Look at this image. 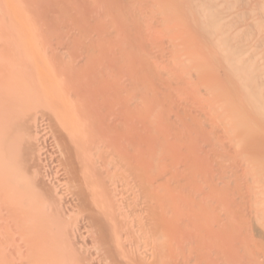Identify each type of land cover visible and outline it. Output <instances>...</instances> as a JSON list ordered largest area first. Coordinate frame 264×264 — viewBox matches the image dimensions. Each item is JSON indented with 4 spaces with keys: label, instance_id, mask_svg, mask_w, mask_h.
<instances>
[{
    "label": "bare ground",
    "instance_id": "obj_1",
    "mask_svg": "<svg viewBox=\"0 0 264 264\" xmlns=\"http://www.w3.org/2000/svg\"><path fill=\"white\" fill-rule=\"evenodd\" d=\"M249 1L144 0V15L121 9L131 35L114 43L4 30L0 264H264V0L242 25ZM168 124L213 134L221 173L205 181L234 199L217 206L242 261L205 215L183 218Z\"/></svg>",
    "mask_w": 264,
    "mask_h": 264
},
{
    "label": "rangeland",
    "instance_id": "obj_2",
    "mask_svg": "<svg viewBox=\"0 0 264 264\" xmlns=\"http://www.w3.org/2000/svg\"><path fill=\"white\" fill-rule=\"evenodd\" d=\"M110 1L111 0L109 1L107 0V2L105 0H0V24L2 25L0 26V32H1L0 35L5 34L8 31L9 34L18 33V34H24L26 36L31 34L29 37H33V35L34 37H36L39 34L38 32H40L39 34L40 36H38L39 38L41 37V39H44V40H46L45 38H47V40H50L52 37L53 38L56 36L62 37V34H63L64 41L71 42L68 39V37L72 36L70 38L72 40L75 38V37L73 38L75 32L77 33L85 32V33H91L95 35V37L99 36L102 38L103 36L105 37L108 36L109 39H111V37L114 39L116 33L117 35H119L120 33L123 32V29L124 31L126 30L125 29L127 28L126 26H129L127 23V20L125 23V19L127 18L123 16L125 15L123 11L125 13H131V11H135V8L136 10H138L137 8L139 6L136 4H138V2L141 3V1H144V0H130L128 2L124 0L125 7L122 6V4L124 5V2L122 0H118L117 1L118 3L115 0L111 1V3ZM183 1H187V0H183ZM261 1L262 0H250L249 4L248 3L244 4L242 2L237 5L236 10H238V12H240L243 9H247V10L250 9L248 15H246L244 21L242 22V25H245L247 22H251L253 20L255 16L253 11H255L256 7L258 6V3ZM113 2L117 6H115ZM140 3L139 5H142L144 2H142L141 4ZM131 4H133L132 7H131ZM118 5H119V10H118ZM128 5H129V8H128ZM143 5H142V8L141 6L139 8V11L142 12V14L140 13L141 15H144L145 13L144 10L146 9L144 8L145 6ZM111 6L114 7V9ZM178 7H180L179 11H182L181 10L182 5L180 4ZM122 8L123 9L125 8V9L123 10ZM108 10L111 13H109ZM111 10L113 12L115 11L117 12L122 11V12L121 13L115 12L116 16L118 14L116 18L115 14ZM120 14H122V16ZM113 16L115 17V19L113 18ZM118 18H120L119 19L120 21L118 20ZM122 18L124 19L123 22H122L123 20ZM4 23H6L9 27H6V24L4 26ZM13 27L16 30L14 31L15 33L13 31L11 32L10 30V28L14 30ZM5 29H6V32L4 33ZM127 29L128 31H125L122 33L121 38L124 40H126L125 37L131 35L129 27ZM79 30L80 32H78ZM121 30L122 32L118 33V31H121ZM24 32L27 34H25ZM146 32L148 33L150 31H146ZM261 33L259 32V34ZM157 34H160V33L158 32ZM50 35L51 36L54 35V36L51 37ZM160 35L161 37H163L162 36L163 33ZM119 36H121V34ZM153 36L151 35L152 39L154 40H151L150 38H148L149 36L147 37L149 39L148 41L151 40V42H153V43L150 42L152 47L155 46L154 41L156 43H157L156 40L160 41L159 39H156L158 35L156 37L154 36V38ZM159 37L160 36H158V38ZM115 39L114 40L111 39L113 43L115 42ZM163 40H165V38H163ZM45 43L41 45L38 44V47L39 45L41 47H43L44 45L47 46L48 45L47 41ZM159 44L161 45L159 46ZM159 44H156L158 45L157 47H153V49L155 48V50H153L150 47L151 48L150 51L154 52L157 50V52H154V53H159L160 51L158 50L161 49L162 43L160 42ZM43 63L45 64V62ZM171 82H173V80H170V79L164 80L165 85L166 83L171 84ZM176 102L177 101L175 100L170 103H173L171 105H176ZM171 124H168L170 126H167L165 128V131H166L167 139L169 142V149L171 151L170 170L173 173H177L183 183V190L181 192L183 196V218L189 214L191 215L194 212H199L205 215V221L212 227L214 234H215V238L217 239L219 245L223 246L225 251L229 252L231 260L235 262L242 261L244 259L241 254L242 252H239L240 251L239 250L240 248L239 239H241L242 236H240L239 234H235L234 232H231L232 230L228 231L229 228H231V226L227 224L224 218L221 216L222 214L221 211H223V209H220V208L222 207L217 206L219 205V202H222V201L225 202L226 204L227 203L232 204L234 199L231 195L227 193L224 195L223 198H221L218 193L219 190H217L216 187L212 185L213 180L210 182V185H209V182L206 183L205 181L208 178L211 179L213 175H214L213 177H215L216 174L221 173V169H219L221 168V165L217 164L219 163L218 159L216 160L215 158L213 159L214 161L212 160V158L215 156L214 149L216 148L211 145L214 143V141L211 139L213 134L209 131L208 132L200 131L199 134L197 135L196 132L193 131L192 139L190 142L188 141V137L187 138L184 137V136H189L188 134L186 135L184 133H180V131H177L175 125L173 124L174 125L173 126ZM172 127H174L175 129ZM177 132H179V134H176ZM179 137L181 138V140L182 139L183 140L181 141ZM200 140L202 142H199ZM205 143L208 148L206 147V145H203ZM204 148H207V149H204ZM190 161H192V163H190ZM189 163L193 165L191 166L189 165ZM189 167H191V169ZM201 175L204 176V178ZM213 189L215 190L213 191ZM198 192L202 193V195L199 196L198 198H203L204 196H207V198L205 199L203 203H199V200L196 195L198 194ZM214 193H216L215 197L213 195ZM210 194L213 196L214 199L209 196ZM212 199L216 201L214 203L215 204L214 207L217 206L216 208L218 209L215 208L213 211H210L208 210V208H206V206L207 204L210 206V204L213 203L211 201Z\"/></svg>",
    "mask_w": 264,
    "mask_h": 264
}]
</instances>
